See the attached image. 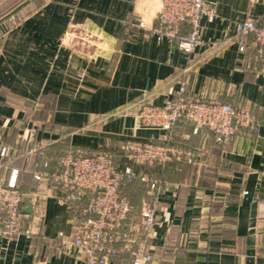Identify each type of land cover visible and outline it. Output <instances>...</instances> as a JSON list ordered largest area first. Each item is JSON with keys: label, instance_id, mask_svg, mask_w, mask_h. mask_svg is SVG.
<instances>
[{"label": "crops", "instance_id": "0c3cea01", "mask_svg": "<svg viewBox=\"0 0 264 264\" xmlns=\"http://www.w3.org/2000/svg\"><path fill=\"white\" fill-rule=\"evenodd\" d=\"M207 1L215 15L202 19L203 43L186 59L177 40L153 32L162 0H0V152L8 148L0 184L19 170L32 230L0 238V264H87L57 239L72 232L79 205L35 180L38 153L49 172L77 150H110L124 164L125 141H165L161 130H137V115L144 104L163 105L185 76L191 98L249 108L256 124L224 146L178 124L173 141L193 152L195 167L139 168L167 186L148 231L141 212L149 186L122 187L134 207V240L147 244L151 264H264V57L241 53L235 40L239 22H264V0ZM189 32L182 24L179 35ZM113 264L131 263L124 256Z\"/></svg>", "mask_w": 264, "mask_h": 264}, {"label": "built area", "instance_id": "2783aa9c", "mask_svg": "<svg viewBox=\"0 0 264 264\" xmlns=\"http://www.w3.org/2000/svg\"><path fill=\"white\" fill-rule=\"evenodd\" d=\"M214 15L207 0H162L157 16L159 27L153 32L159 40L164 37L177 40L179 50L189 59L203 43L202 19ZM184 23L190 27V32L180 36V27ZM251 36L253 41L250 43ZM235 40L241 53L253 48L263 58L264 22L252 19L239 22ZM188 85L189 79L185 76L163 105L144 104L141 107L136 129L161 130L167 137L163 142L125 141L120 148V156L125 159L122 165L117 163V155L110 150H77L61 156L56 170L49 172V163L42 160L43 153H38L35 180L47 182L66 204L79 205L72 218V232H59L57 239L63 248L75 249L87 264H113L124 256L131 264L153 262L154 256L147 244H137L134 240L135 231H139L131 226L134 207L123 195L122 187L135 180L149 186V200L141 212V227L151 230L157 220L158 196L167 186L138 170L173 162L195 163L193 152L173 141L172 131L178 124H190L196 132H211L220 146L229 144L234 137L255 126L251 109L196 100L188 95ZM37 133L36 128L30 129L31 136L35 137ZM7 151L8 148L3 146L0 157L5 158ZM23 197L19 170H13L8 180L0 184V238L13 241L21 236L32 237V230L26 225Z\"/></svg>", "mask_w": 264, "mask_h": 264}, {"label": "trees", "instance_id": "16d2710c", "mask_svg": "<svg viewBox=\"0 0 264 264\" xmlns=\"http://www.w3.org/2000/svg\"><path fill=\"white\" fill-rule=\"evenodd\" d=\"M184 24H186V23H184ZM121 158H122V161L124 162L125 161L124 157H121ZM167 165H164V166H155V167H144V169H149V172H151L152 170H157L159 168H164ZM180 165L181 166H184V167H188V168L195 167V166H193L194 164L188 163L186 161L185 162H180Z\"/></svg>", "mask_w": 264, "mask_h": 264}, {"label": "rangeland", "instance_id": "374dc122", "mask_svg": "<svg viewBox=\"0 0 264 264\" xmlns=\"http://www.w3.org/2000/svg\"><path fill=\"white\" fill-rule=\"evenodd\" d=\"M153 178V177H152ZM154 179V178H153ZM156 179V178H155ZM135 181H138V180H135ZM135 181H133V182H135Z\"/></svg>", "mask_w": 264, "mask_h": 264}, {"label": "water", "instance_id": "95a60500", "mask_svg": "<svg viewBox=\"0 0 264 264\" xmlns=\"http://www.w3.org/2000/svg\"><path fill=\"white\" fill-rule=\"evenodd\" d=\"M24 212L26 213V211L24 210Z\"/></svg>", "mask_w": 264, "mask_h": 264}]
</instances>
